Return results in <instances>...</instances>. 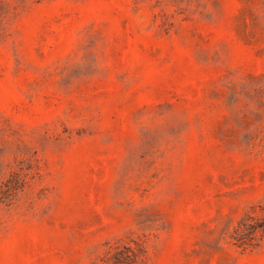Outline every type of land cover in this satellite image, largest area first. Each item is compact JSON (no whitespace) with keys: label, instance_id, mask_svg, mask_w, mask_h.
I'll use <instances>...</instances> for the list:
<instances>
[{"label":"rangeland","instance_id":"374dc122","mask_svg":"<svg viewBox=\"0 0 264 264\" xmlns=\"http://www.w3.org/2000/svg\"><path fill=\"white\" fill-rule=\"evenodd\" d=\"M264 0H0V264H264Z\"/></svg>","mask_w":264,"mask_h":264},{"label":"trees","instance_id":"16d2710c","mask_svg":"<svg viewBox=\"0 0 264 264\" xmlns=\"http://www.w3.org/2000/svg\"><path fill=\"white\" fill-rule=\"evenodd\" d=\"M262 209L264 212V206ZM257 235L260 236L259 239L264 238V213L260 217L246 214L239 220L231 237L236 245L247 247L259 243Z\"/></svg>","mask_w":264,"mask_h":264}]
</instances>
